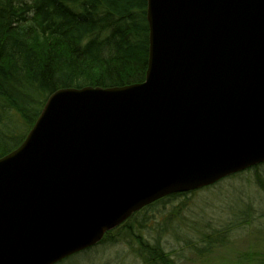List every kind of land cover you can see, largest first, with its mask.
Listing matches in <instances>:
<instances>
[{
  "label": "water",
  "instance_id": "95a60500",
  "mask_svg": "<svg viewBox=\"0 0 264 264\" xmlns=\"http://www.w3.org/2000/svg\"><path fill=\"white\" fill-rule=\"evenodd\" d=\"M145 81L60 89L0 158V264H58L135 212L264 162V0H147Z\"/></svg>",
  "mask_w": 264,
  "mask_h": 264
},
{
  "label": "trees",
  "instance_id": "16d2710c",
  "mask_svg": "<svg viewBox=\"0 0 264 264\" xmlns=\"http://www.w3.org/2000/svg\"><path fill=\"white\" fill-rule=\"evenodd\" d=\"M149 30L147 0H0V158L23 143L56 91L144 82ZM143 250L171 264L157 246Z\"/></svg>",
  "mask_w": 264,
  "mask_h": 264
},
{
  "label": "rangeland",
  "instance_id": "374dc122",
  "mask_svg": "<svg viewBox=\"0 0 264 264\" xmlns=\"http://www.w3.org/2000/svg\"><path fill=\"white\" fill-rule=\"evenodd\" d=\"M260 180L264 182V165L144 207L125 221L126 228L118 226L104 235L103 242L104 237L58 264H158L143 250L156 246L171 264H264Z\"/></svg>",
  "mask_w": 264,
  "mask_h": 264
},
{
  "label": "bare ground",
  "instance_id": "6f19581e",
  "mask_svg": "<svg viewBox=\"0 0 264 264\" xmlns=\"http://www.w3.org/2000/svg\"><path fill=\"white\" fill-rule=\"evenodd\" d=\"M154 203V202H153Z\"/></svg>",
  "mask_w": 264,
  "mask_h": 264
}]
</instances>
